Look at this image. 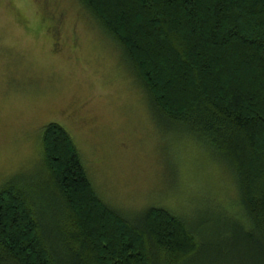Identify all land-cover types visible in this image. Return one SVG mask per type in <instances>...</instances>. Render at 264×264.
I'll return each instance as SVG.
<instances>
[{
  "label": "trees",
  "instance_id": "obj_1",
  "mask_svg": "<svg viewBox=\"0 0 264 264\" xmlns=\"http://www.w3.org/2000/svg\"><path fill=\"white\" fill-rule=\"evenodd\" d=\"M79 2L116 45L155 121L231 170L238 263L264 264V0ZM41 143L39 174L0 188V264H207L198 255L226 251H207L166 209L131 218L105 203L59 124L45 126Z\"/></svg>",
  "mask_w": 264,
  "mask_h": 264
},
{
  "label": "rangeland",
  "instance_id": "obj_2",
  "mask_svg": "<svg viewBox=\"0 0 264 264\" xmlns=\"http://www.w3.org/2000/svg\"><path fill=\"white\" fill-rule=\"evenodd\" d=\"M51 122L70 134L105 203L131 218L171 211L207 251L226 249L200 259L239 264L231 230L242 210L231 170L200 141L155 121L79 0H0V188L39 174Z\"/></svg>",
  "mask_w": 264,
  "mask_h": 264
}]
</instances>
